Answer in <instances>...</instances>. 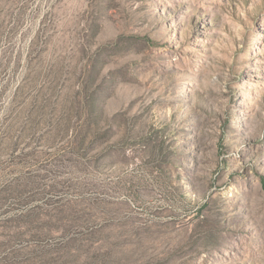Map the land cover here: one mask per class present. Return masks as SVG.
I'll list each match as a JSON object with an SVG mask.
<instances>
[{"label": "rangeland", "instance_id": "374dc122", "mask_svg": "<svg viewBox=\"0 0 264 264\" xmlns=\"http://www.w3.org/2000/svg\"><path fill=\"white\" fill-rule=\"evenodd\" d=\"M0 264H264V0H0Z\"/></svg>", "mask_w": 264, "mask_h": 264}]
</instances>
